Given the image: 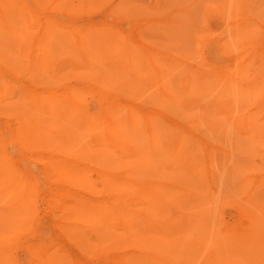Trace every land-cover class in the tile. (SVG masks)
I'll list each match as a JSON object with an SVG mask.
<instances>
[{
    "label": "rangeland",
    "instance_id": "1",
    "mask_svg": "<svg viewBox=\"0 0 264 264\" xmlns=\"http://www.w3.org/2000/svg\"><path fill=\"white\" fill-rule=\"evenodd\" d=\"M156 1L167 13L153 15L160 23L147 39L139 28ZM227 2L47 0L17 13L23 46L54 51L40 83L26 88L27 76L14 79L21 110L49 130L54 151L20 152L11 142L14 120L0 116L12 162L39 178L28 195L10 178L0 184V264H37L40 245L48 247L44 258L62 264H264V0L231 1L227 26L236 22L233 31L243 33L235 41L217 14ZM103 26L116 38L86 41L88 56L65 58L78 50L77 34ZM216 41L228 48L209 50ZM239 63L251 79L233 85L238 95L228 98L215 71ZM0 99L8 109L4 90ZM106 103L119 118L103 114ZM115 123L121 139L111 133ZM155 128L164 137L153 140L159 154L146 167L140 156L152 155ZM48 157L69 165L78 182L50 183L41 173ZM0 166V177L10 172L9 161ZM57 192L69 198L61 208Z\"/></svg>",
    "mask_w": 264,
    "mask_h": 264
},
{
    "label": "bare ground",
    "instance_id": "2",
    "mask_svg": "<svg viewBox=\"0 0 264 264\" xmlns=\"http://www.w3.org/2000/svg\"><path fill=\"white\" fill-rule=\"evenodd\" d=\"M33 1L34 5L35 4H42L47 0H0V92L1 90H4L5 93H7V96L9 97V103L7 104L8 109H2V100L0 99V116H6L9 117V119L14 120V127L11 129L12 132V141L15 144V147H17L20 150H29L34 146H44L48 145V148H44L46 151V155L50 156L51 155V149L54 151V145L53 143H49L48 139L46 137V133L49 132L47 128H44L42 126H39V122L37 120L33 121V115H29L28 113H24L21 110L22 102L21 99H17V93L20 89L16 88L15 85V80H18V77L20 75H25L28 78V84L25 85L27 87H34V85H37L38 83L41 82V77L44 69L43 66L48 69V64L47 61H44L49 54H53L54 51H48L45 48H40L41 46H35L33 49L28 47V46H23L26 39V32H24L23 29H20L18 27V19H17V13L23 8H28L29 7V2ZM234 1V0H231ZM229 0V3L223 5L220 10H218L217 14L222 17L223 24L222 26L227 28L228 35L232 36V39L235 41V36H240L243 33L241 31L238 32V30L233 31V28L237 24L235 21L232 27L227 26L230 25L228 24L229 22H226L229 19V7L232 5V2ZM74 0H69V3H73ZM155 8L153 13H149L144 21L142 26L139 28V32L141 31V35L145 38H151L153 34V27L160 23L158 22L154 16L155 14L159 13H167V8L166 7H159V1L155 2V6L152 7ZM242 14V13H241ZM226 22V23H224ZM231 22V24H233ZM244 22V20H243ZM249 25V24H248ZM250 26V25H249ZM230 27V28H229ZM229 28V29H228ZM244 28V24H243ZM251 30H253V27H250ZM246 27L244 28V30ZM76 33L80 30V27L78 26L75 28ZM249 33H252L250 29H246ZM247 32V33H248ZM189 33H193L192 30H190ZM98 34V35H95ZM107 35V36H106ZM249 35V34H246ZM253 35V34H252ZM257 35V34H256ZM255 35V36H256ZM117 34L114 32L108 30L106 27H99L96 31H91V34L89 35L88 31L83 30V33L77 34L76 37V45L78 47V50L74 53H69L67 52L68 57H65L66 59H73L77 60L78 58L75 57L76 54H79L80 57L88 56L89 51L87 49V43L86 41L90 40H97V39H102L105 42H110L114 38H116ZM245 36V35H244ZM243 36V37H244ZM251 36V35H249ZM255 38V37H254ZM200 38L197 37L198 43H201L199 40ZM257 39V38H256ZM188 41V40H187ZM218 43V41H216ZM255 42V41H254ZM249 43V41H248ZM253 43V42H251ZM248 45V44H247ZM49 49H53L52 45L50 44L48 46ZM211 49L209 50H224L228 48V46H224L222 42L219 41L217 45H213L210 47ZM60 56L62 54L58 55V59H60ZM153 61V68L156 72H159V64L155 61ZM244 61V60H241ZM248 61V60H247ZM246 62V61H245ZM241 63V62H240ZM239 63V64H240ZM248 63V62H247ZM238 66V65H237ZM237 66H234L235 68ZM246 65L240 64L236 69L234 68L232 71H215L214 77L217 78L219 82H223L225 85V88H223L222 92H227L228 98L231 97H236L238 95L237 93H231L232 90H234L233 85L235 84H240L241 81L244 80H250L251 78L247 75V70H246ZM229 69V67H227ZM233 68V67H232ZM23 69L24 71H22ZM222 70V69H221ZM239 71V72H238ZM54 72H57L56 70ZM11 77V81L9 79ZM259 81H253L249 85L255 86V83ZM182 83H184V80H182ZM246 84V83H244ZM247 86V85H246ZM187 90H189L191 87L189 86H183ZM182 87V88H183ZM13 90L17 92H12ZM9 92H12L11 94ZM99 95V92H97ZM220 100H225V98L220 99ZM222 103L218 104L221 105ZM10 105H13L9 108ZM19 107V108H18ZM46 109L49 110L47 106H45ZM102 112L104 115L110 117L112 120H116V117L119 118L120 112L119 109L116 108H108L107 103L101 106ZM234 110L238 111L240 110L239 107H234ZM238 119L237 121L242 125V128L246 129L248 126V130L246 131L247 134L253 133L255 131V128L249 129L250 128V121L249 117L242 111H239L238 114ZM5 125V124H4ZM111 128V133H116L117 137L121 139L123 135V128L118 129V125L115 123L113 124V128ZM156 132L154 137L152 138V141L150 142V150L152 155H146L144 152H142V155L140 156V159L142 161V164L146 167L150 166V159L151 157L158 155V151L155 150L153 140L158 139V138H163L164 135L160 132L161 130L159 128H155ZM3 124H0V161L1 160H6L9 161V168L10 172H7L3 174L0 177V184L4 182L6 178H10L13 182L15 187H24L26 195H28L29 190L32 187H36L39 184V178H36L31 172L26 173L23 171V167L16 166L15 163L12 162V157L11 154H13L12 150L15 151V149L11 148L8 150L7 149V141L6 137L9 135L5 136L6 132L4 131ZM11 146V145H10ZM9 147V146H8ZM179 150V149H178ZM11 151V152H9ZM49 151V152H47ZM17 152V150H16ZM21 152V151H20ZM58 152V150H57ZM183 152L182 150L177 151ZM11 153V154H10ZM60 154V153H58ZM67 155L72 154V152H66ZM64 155V154H61ZM65 155V156H67ZM57 153L53 154V157H56ZM155 162L154 160L151 161V163ZM1 167V166H0ZM29 166L26 165L25 168H28ZM234 166H231L230 168H233ZM71 169L69 168V165H64L63 163L60 162L56 163L55 161H51L48 157V163H46L42 169L41 173L42 175L50 181V183H57V184H65V185H71L72 183H77L78 180L75 179V176H73V173L70 171ZM31 171V169H29ZM237 171L230 170L231 174H235ZM24 173L25 175H21ZM1 175V172H0ZM24 177L29 180V183L24 182ZM229 181V180H228ZM53 191V190H52ZM55 203H56V208H61L62 205L69 200L67 196L63 193H56L53 194ZM249 205L255 206L257 205L256 199L251 198V200L247 201ZM88 212L87 214H89ZM246 214H252V211L246 208ZM92 216V215H89ZM206 220L208 222V217H206ZM255 218L251 217L250 219V225L252 227L251 231L255 229L254 227V221ZM252 234V233H251ZM181 236H185V238H188L189 236V230L188 228H185L181 234ZM184 238V239H185ZM42 253V258L43 260L37 259L38 263L37 264H62L59 260L55 259L54 257H47L44 258L43 252L48 249L46 245H40L38 246ZM78 264V263H77ZM124 264V263H123ZM226 264V262H225Z\"/></svg>",
    "mask_w": 264,
    "mask_h": 264
}]
</instances>
